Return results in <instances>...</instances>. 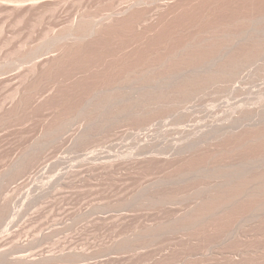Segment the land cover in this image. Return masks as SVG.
Wrapping results in <instances>:
<instances>
[{
  "label": "rangeland",
  "instance_id": "1",
  "mask_svg": "<svg viewBox=\"0 0 264 264\" xmlns=\"http://www.w3.org/2000/svg\"><path fill=\"white\" fill-rule=\"evenodd\" d=\"M4 1L0 264H264V0Z\"/></svg>",
  "mask_w": 264,
  "mask_h": 264
},
{
  "label": "bare ground",
  "instance_id": "2",
  "mask_svg": "<svg viewBox=\"0 0 264 264\" xmlns=\"http://www.w3.org/2000/svg\"><path fill=\"white\" fill-rule=\"evenodd\" d=\"M9 1H11V0H9ZM9 1H6V0H5V1H4V4H5V2H9ZM12 1H13V0H12ZM14 1H16V0H14ZM23 1H24V0H21V3H22ZM27 1H28V3L30 2V3L32 4V3H34V2L37 3V2L40 1V0H32V1H34V2H32V1H30V0H27ZM46 1L50 2L49 0H46ZM46 1H45V3H46ZM134 1H135V0H134ZM136 1H138V0H136ZM136 1H135V3H137ZM152 1H154V0H152ZM174 1H175V0H174ZM178 1L181 2V1H183V0H178ZM178 1L175 2V3H178ZM185 1H186V0H185ZM24 2H25V1H24ZM41 2H42L41 4L44 3L43 0H42ZM51 2H52V1H51ZM132 2H133V1H132ZM165 2H166V1H165ZM171 2H173V1H171ZM183 2H184V1H183ZM187 2H188V1H187ZM187 2H186V3H187ZM189 2H193V1H189ZM189 2H188V3H189ZM195 2H196V1H195ZM1 3L3 4V2H0V5H1ZM12 3H13V2H12ZM14 3H17V2H14ZM28 3H25V4H28ZM36 3H34V4H36ZM38 3L40 4V2H38ZM38 3H37V4H38ZM135 3L133 2V4L131 3V4H129V5L133 6ZM141 3H142L141 1H140V4H139V2H138V5L140 6ZM156 3H157V2H156ZM158 3H159V2H158ZM193 3H194V2H193ZM19 4H20V2H19ZM31 4H29V6H30ZM39 4H38V6H39ZM150 4H151V3H150ZM153 4H154V3H153ZM8 5H9V4H8ZM22 5H23V4H22ZM129 5H128V6H129ZM156 5H157V4H156ZM158 5H159V4H158ZM172 5H174V3H173ZM175 5H178V4H175ZM180 5H181V4H180ZM191 5H192V4H191ZM191 5H190V6H191ZM12 6H17V7H18L19 5H16V4L13 5V4H12ZM36 6H37V5H36ZM128 6H127V7H128ZM134 6H136V5H134ZM160 6H161V5H160ZM169 6H171V5H169ZM169 6H168V7H169ZM182 6H183V5H182ZM186 6H187V5H186ZM23 7H24V6H23ZM26 7H27V6H26ZM32 7H34V5H33ZM171 7H172V6H171ZM12 8H13V7H12ZM132 8H133V7H132ZM132 8L130 7V9H132ZM134 8H136V7H134ZM137 8H138V6H137ZM156 8H158V7H156ZM162 8H163V7H162ZM166 8H167V7H166ZM169 8H170V7H169ZM14 9H15V8H14ZM27 9L29 10L30 8L27 7ZM128 9H129V8H127V11H130V10H128ZM159 9H160V8H159ZM163 9H164V8H163ZM163 9H161V10H163ZM28 10H27V12H28ZM125 10H126V9H125ZM134 10L136 11L137 9H134ZM164 10H165V9H164ZM166 10H168V8H167ZM21 11H22V10H21ZM132 11H133V9H132ZM155 12H156V11H155ZM122 13L127 14V13H125V11L122 12ZM129 13H130V12H128V14H129ZM133 13H134V12H132V14H133ZM152 13H153V12H152ZM157 13H158V12H157ZM138 14L140 15V13H138ZM138 14H137V15H138ZM141 14H142V13H141ZM148 14H149V13H148ZM130 15H131V13H130ZM144 16H146V15L144 14ZM22 17H23V16H22ZM129 17H130V16H129ZM132 17H134V16L132 15ZM136 17H137V16H136ZM134 18H135V17H134ZM138 18H139V16H138ZM138 18H137V19H138ZM140 18H141V17H140ZM123 19H124V18H123ZM127 19H128V18H127ZM142 19H143V18H142ZM139 20H140V19H139ZM129 21H130V19H129ZM129 21H127V22H129ZM131 21H132V19H131ZM134 21L136 22L137 20H134ZM122 22H123V21H122ZM132 22H133V21H132ZM132 22H131V23H132ZM137 22H138V21H137ZM144 25H145V24H144ZM144 25H143V26H144ZM79 26H80V25H79ZM79 26H78V27H79ZM80 28H81V26H80ZM80 28H79V29H80ZM140 28H141V27H140ZM143 28H144V27H143ZM76 32H77V30H76ZM76 32H75V33H76ZM82 32H83V31H82ZM84 32H85V31H84ZM80 34H81V33H80ZM96 34H97V33H96ZM216 34H217V33H216ZM71 35H72V34H71ZM211 35H212V33H211ZM218 35H219V34H217V36H215V33H214L213 36H215V37H211V36H210V39H211V38H216V37H218ZM219 36H221V37L223 38V40H224V36H223L222 34H220ZM263 36H264V35L261 34V37H263ZM221 37H220V39H221ZM256 38H258V37H256ZM263 38H264V37H263ZM220 39H219V41H221ZM252 39H254V38H252ZM212 40H216V39H211L210 42H211ZM254 40H255V39H254ZM256 40H257V39H256ZM256 40H255V43H256ZM260 40H262V39L260 38ZM260 40H259V41H260ZM206 41H207V40H206ZM206 41H205V42H206ZM219 41H218V42H219ZM251 41H253V40L250 39V42H251ZM259 41H257V42H259ZM263 41H264V39H263ZM263 41H262V43H263ZM205 42H202V43H203V46H205L206 44H208V43L205 44ZM208 42H209V41H208ZM213 42H215V41H213ZM218 42H217V40H216L215 43H212V45L217 44V46L215 47L216 50H218V49L221 47L220 45H221L222 42H221V43L219 42L220 45L218 44ZM223 42H224V41H223ZM251 43H252V42H251ZM253 43H254V42H253ZM259 43H261V42H259ZM259 43H258V44H259ZM199 44H200V42L197 43V45H199ZM204 44H205V45H204ZM223 44H224V43H222V45H223ZM197 45H194L192 48L196 47ZM209 45L212 47L211 43H210ZM218 45L220 46L219 48H218ZM256 45H257V44H256ZM203 46H202V47H203ZM206 46H208V45H206ZM206 46H205V48H209V47H210V46H208V47H206ZM253 46H254V45H253ZM253 46H251V48H254ZM257 46H260V45H257ZM257 46H256V48H257ZM262 46H263V45H262ZM79 47H80V46H79ZM198 47L200 48V45H199ZM211 47H210V49L213 48L212 50H213V52H214V51H215V50H214V49H215L214 46H213L212 48H211ZM196 48H197V47H196ZM203 48H204V47H203ZM217 48H218V49H217ZM247 48H250L249 45H248V47H247V45H246V48L243 49V52H244V50H247ZM254 49H255V48H254ZM193 50H194V49H193ZM195 50H196V49H195ZM197 50H198V49H197ZM197 50H196V51H197ZM204 50H205V49H204ZM204 50H203V52H204ZM240 50H241V49H240ZM60 51L62 52V50H60ZM63 51H64V50H63ZM196 51H195V52H196ZM199 51H200V50H199ZM205 51H206V50H205ZM208 51H209V49L207 50V52H208ZM238 51H239V50H238ZM241 51H242V50H241ZM248 51H249V50H248ZM248 51H246V52H248ZM251 51H252V50H251ZM197 52H198V51H197ZM200 52H201V51H200ZM209 52H211V51H209ZM246 52H245V53H246ZM62 53H63V52H62ZM241 53H242V52H241ZM248 53H249V52H248ZM239 54H240V53H239ZM65 55H66V54H65ZM237 55H238V54H237ZM52 57H53V56H52ZM61 57H62V56H61ZM53 58H54V57H53ZM53 58H52V59H53ZM45 59H46V60H45ZM45 59H44V60L41 59V60H43L42 63H45V64H46V63L48 62V59H49V62L52 63V62L50 61L51 58H48V59H47V57H46ZM58 59H59V58H58ZM237 59H238V58H237ZM56 60H57V58H56ZM235 60H236V59H235ZM52 61L54 62L55 60H52ZM233 61H234V60H233ZM236 61H237V60H236ZM40 62H41V61H40ZM49 62H48V63H49ZM38 63H39V62H38ZM50 63H49V65L51 66ZM229 64H230V63H229ZM33 65H34V64H33ZM37 65H38V64H37ZM40 65H41V63H40ZM49 65H48V66H49ZM232 65H233V64H232ZM232 65H231V66H232ZM44 66H45V65H44ZM52 66H53V65H52ZM36 67H38V66H36ZM222 67H223V66H222ZM34 68H35V67H34ZM39 68H41V67H39ZM235 68H236V66H235ZM239 68H240V67H239ZM35 69H36V68H35ZM237 69H238V68H237ZM32 70L34 71V69H32ZM220 70H221V68H220ZM232 70H233V69H232ZM35 71H37V70H35ZM35 71H34V73H36ZM218 71H219V70H218ZM218 71H217V72H218ZM223 71H224V70H223ZM229 71H230V70H229ZM235 71H236V70H235ZM28 72H29V71H28ZM213 72H214V71H213ZM32 73H33V72H32ZM232 73H233V72H232ZM30 74H31V73H30ZM215 74H216V73H215ZM221 74H222V73H221ZM229 74H231V73H229ZM217 76H218V75H217ZM229 77H230V76H229ZM231 77H232V76H231ZM233 77H234V76H233ZM217 79H218V78H217ZM222 80H223V79H222ZM225 83H226V82H225ZM225 83H224V84H225ZM228 83H229V82H228ZM233 87H234V86H233ZM239 107H240V106H239ZM247 107H248V106H247ZM244 108H245V107H244ZM250 108H251V107H250ZM232 110H233V109H232ZM238 110H239V109H238ZM246 110H247V109H246ZM237 112H238V111H237ZM229 113H230V112H229ZM232 113H233V112H232ZM234 113H235V112H234ZM241 113L244 114V111L241 112ZM230 114H231V113H230ZM237 114H238V113H237ZM245 114H246V113H245ZM228 115H229V114H228ZM228 115H227V116H228ZM239 115H240V114H238V117H239ZM227 116H226V118H227ZM229 116H230V115H229ZM231 116H232V115H231ZM234 117H235V116H234ZM234 117H233V118H234ZM242 117H243V116H242ZM247 117H248V115H247ZM228 118H229V117H228ZM235 118H236V117H235ZM244 118H245V117H244ZM238 119H239V118H238ZM234 120H236V119H234ZM240 120H241V119H240ZM225 122H226V121H225ZM228 122H229V121H228ZM230 122H231V121H230ZM232 122H233V121H232ZM235 122H236V121H235ZM220 123H221V122H220ZM236 123H237V122H236ZM232 124H233V123H232ZM237 124H238V123H237ZM237 124H236V126H237ZM206 125H207V124H206ZM225 125H226V124H225ZM230 125H231V124H230ZM210 126H211V125H210ZM218 126H220V125H218ZM227 126H228V125H227ZM203 127H204V126H203ZM234 127H235V126H234ZM222 128H223V127H222ZM228 128H229V127H228ZM209 130H210V129H209ZM226 130H228V129H226ZM234 130H235V129H234ZM212 131H213V130H212V128H211V132H212ZM215 131H216V129H215ZM203 132H204V131H203ZM205 132H206V131H205ZM216 132H217V131H216ZM226 132H228V131H226ZM232 132H233V131H232ZM232 132H230V133H232ZM213 133H214V132H213ZM219 133H220V132H219ZM228 133H229V132H228ZM230 133H229V134H230ZM233 133H234V132H233ZM204 134H205V133H204ZM214 134H215V133H214ZM197 141H198V140H197ZM199 141H200V140H199ZM102 150H103V149H102ZM99 152H100V151H99ZM98 154H99V153H98ZM104 155H105V154H104ZM97 156H98V155H96V158H97ZM108 156H109V155H108ZM91 157H92V156H91ZM89 158H90V157H89ZM104 158H105V157H104ZM108 158H109V157H108ZM108 158H107V159H108ZM90 159H91V158H90ZM92 159H93V158H92ZM101 159H103V158H101ZM83 160H84V159H83ZM98 160H99V159H98ZM122 160H123V159H122ZM113 161H114V160H113ZM31 162H32V160H31ZM31 162H30V160H29V162L26 161L25 163L28 165V163H31ZM25 163H24V164H25ZM33 163H34V162H33ZM24 164H23V165H24ZM26 164H25V165H26ZM31 164H32V163H31ZM23 165H22V166H23ZM29 165H30V164H29ZM33 165H34V164H32V166H30V167L33 168ZM54 166H56V165H54ZM72 166H74V165H72ZM25 167H26V166H25ZM25 167H22V168H25ZM27 167H28V166H27ZM27 167L25 168L26 170H27ZM30 167H29V168H30ZM43 168H44V167H43ZM45 168H46V167H45ZM67 168H68V167H67ZM67 168H66V169H67ZM49 169H50V167H49ZM26 170H24V171H26ZM30 170H31V169H30ZM45 170H46V169H45ZM61 170H62V169H61ZM69 170H70V169H69ZM39 171H40V170H39ZM48 171H49V170H48ZM63 171H64V170H63ZM20 173H21V172H20ZM38 174H39V172H38ZM58 174H59V173H58ZM63 174H65V172H64ZM68 174H69V172H68ZM68 174H67V175H68ZM19 175H20V174H19ZM55 175H56V174H55ZM55 175H54V176H55ZM59 175H60V174H59ZM17 176H18V175H17ZM65 176H66V175H65ZM39 178H40V177H39ZM39 178H37V179H39ZM63 178H64V177H63ZM51 179H52V178H51ZM33 180H34V179H33ZM47 181H48V180H47ZM49 181H50V180H49ZM57 181H58V180H57ZM57 181H56L55 183L59 184V183H58L59 181H58V182H57ZM53 182H54V181H53ZM53 182H52V183H53ZM44 183H45V182H44ZM49 183H50V182H49ZM55 183H54V184H55ZM42 184H43V183H42ZM38 185H39V184H38ZM50 185H51V184H50ZM50 185H48V186H50ZM46 186H47V185H46ZM53 186H56V185H53ZM57 186H58V185H57ZM36 187H37V186H36ZM40 187H41V186H40ZM59 187H60V186H59ZM51 188H52V187H50V189H51ZM33 189H34V187H33ZM38 189H39V187H38ZM36 190H37V189H36ZM45 190H46V189H45ZM47 190H48V189H47ZM48 191H49V190H48ZM55 191H56V190H55ZM56 192H57V191H56ZM41 193H42V192H41ZM47 193H48V192H47ZM54 194H55V193H54ZM43 195H44V194H43ZM45 195H46V194H45ZM27 198H28V197H27ZM25 200H28V199H25ZM0 208H1V207H0ZM0 212H1V211H0ZM1 214H2V213H1ZM1 214H0V215H1ZM2 215H3V214H2ZM2 215L0 216V218L2 217ZM17 216H18V215H17ZM3 217H4V216H3ZM13 217H14V216H13ZM15 218H16V217H15ZM1 220H2V219H1ZM11 220H12V219H11ZM8 222H10V221H8ZM14 223H15V222H14ZM9 224H10V223H9ZM9 224H7V225H9ZM10 226H11V225H10ZM8 227H9V226H8ZM10 228H11V227H10ZM1 236H2V235H1Z\"/></svg>",
  "mask_w": 264,
  "mask_h": 264
}]
</instances>
